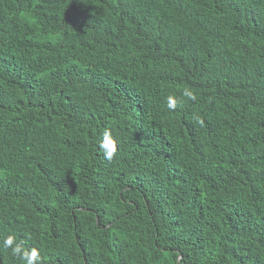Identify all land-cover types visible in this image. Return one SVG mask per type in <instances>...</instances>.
I'll use <instances>...</instances> for the list:
<instances>
[{"label":"trees","instance_id":"obj_1","mask_svg":"<svg viewBox=\"0 0 264 264\" xmlns=\"http://www.w3.org/2000/svg\"><path fill=\"white\" fill-rule=\"evenodd\" d=\"M10 234L40 264H264V0H0V264H22Z\"/></svg>","mask_w":264,"mask_h":264},{"label":"clouds","instance_id":"obj_2","mask_svg":"<svg viewBox=\"0 0 264 264\" xmlns=\"http://www.w3.org/2000/svg\"><path fill=\"white\" fill-rule=\"evenodd\" d=\"M182 97L188 100H195L196 94L192 88L185 87L181 92ZM167 108L170 110H175L177 108L178 100L175 96H168ZM193 119L197 123H202L199 116H193ZM97 150L103 155V158L107 161H112L117 155V142L112 135L110 129H105L102 133L101 138L97 142ZM3 247L5 249L11 250V255L14 258H18L22 264H40V253L35 247L25 248L23 242L17 243L16 237L14 235H7L3 238Z\"/></svg>","mask_w":264,"mask_h":264}]
</instances>
